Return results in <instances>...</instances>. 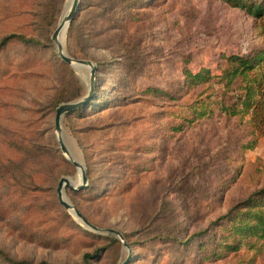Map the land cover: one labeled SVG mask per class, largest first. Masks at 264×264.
I'll use <instances>...</instances> for the list:
<instances>
[{
  "label": "rangeland",
  "instance_id": "rangeland-1",
  "mask_svg": "<svg viewBox=\"0 0 264 264\" xmlns=\"http://www.w3.org/2000/svg\"><path fill=\"white\" fill-rule=\"evenodd\" d=\"M66 1L0 0V41L19 34L38 42L0 52V252L30 264H264V239L218 245L221 217L264 186V136L244 148L256 138L251 117L223 112L234 94L218 77L183 86L186 71L220 76L225 57L263 52L264 19L220 0H80L63 45L96 67V97L93 110L62 120L64 144L88 181L65 198L120 241L84 227L57 200L58 181L77 183V170L59 149L54 116L64 103H55L82 99L90 77L51 41ZM18 133L38 152L15 183L7 160L27 156ZM43 174L51 176L41 182Z\"/></svg>",
  "mask_w": 264,
  "mask_h": 264
},
{
  "label": "trees",
  "instance_id": "trees-1",
  "mask_svg": "<svg viewBox=\"0 0 264 264\" xmlns=\"http://www.w3.org/2000/svg\"><path fill=\"white\" fill-rule=\"evenodd\" d=\"M223 3L233 7L238 8L247 16L256 19L263 20L264 19V0H220ZM63 3V2H62ZM48 11H51L52 5L48 3L46 6ZM81 2L78 5V11H80ZM78 11L73 15L69 26L68 31L70 32L73 26V21L75 20ZM47 18H55V15L47 14ZM11 42H18L24 45H37L38 42L32 38H26L19 34H12L5 36L0 41V52ZM225 67L220 71V76H214L211 74L210 70L202 69L199 72L193 74L189 71L183 75L184 77V85L186 87H195L201 83H207L209 80L218 77L219 81L223 83L224 89H226L230 94L233 93L234 96L230 97L233 101L229 106H222L223 112L229 114L230 116L237 115H250V123L252 124L256 134V138L251 142H248L244 146L246 150H254L258 145L259 138L264 136V51L255 56L251 55H242V56H229L224 58ZM95 90V89H94ZM80 95L78 94L75 98H64L61 96L55 103V107H57L60 103L74 101ZM96 93L94 91V95L87 107L82 108L80 111H88L93 110V102L95 100ZM78 101V100H77ZM76 102V101H74ZM56 109V108H55ZM76 111L72 112L69 115H72ZM206 113L197 114L195 119H191L190 123L195 120L205 116ZM68 116V115H66ZM26 122L20 123L22 129L27 131L29 125ZM31 135V132H28ZM23 134L28 135L25 131ZM22 134L18 133L14 136L20 138L26 146L21 148L24 152H26V158L20 157V154L17 153L15 157L7 160L12 164L14 173H11L9 179L15 183L17 182V170L23 167H27L29 164H33V161L29 159L30 151H36V148L32 141L34 140L31 136L25 137ZM29 138H31L29 140ZM18 143L12 144L15 146ZM42 154H44L46 161H53L56 165L58 162L54 159L52 154V150L49 146L43 145L41 146ZM2 162L0 161V167H2ZM46 173L48 170L53 169L52 164L46 163ZM51 174H43L41 177V182L45 181L44 178ZM16 180V181H15ZM32 182V181H31ZM33 184L36 183V180L33 179ZM83 190V189H81ZM78 190V191H81ZM77 192V191H76ZM221 220H224L222 225H226L224 227L225 231L221 237L219 246L223 244L225 249L232 250L237 249L238 244H242L250 239H264V186L253 192L249 195V197L233 207H231L228 212L221 217ZM193 239H190V241ZM228 244V245H227ZM0 257L5 258L11 264H30L28 262H16L8 259L6 254L0 252ZM46 264V263H39Z\"/></svg>",
  "mask_w": 264,
  "mask_h": 264
},
{
  "label": "water",
  "instance_id": "water-1",
  "mask_svg": "<svg viewBox=\"0 0 264 264\" xmlns=\"http://www.w3.org/2000/svg\"><path fill=\"white\" fill-rule=\"evenodd\" d=\"M79 2L80 0H72L67 14L62 18V21L59 22V24L51 35V41L55 45L57 55L66 65L72 67L74 70L88 69L90 72L88 89L85 96L76 102H68L61 104L55 109L54 131L56 133L59 149L61 153L65 156V158L70 162V164H72V166L80 172V179L77 183H74L73 181H70L68 178L64 177L58 181L56 187L57 200L60 206H62L66 211H68V213L71 214L84 227L88 228L93 232L101 234H111L113 236H116L120 241H122V235L119 232L112 229L104 230L94 226L72 204L68 203L65 198L66 189L71 192H76L78 190L86 188L88 183L84 167L81 163L73 159L68 149L66 148L62 137L63 118L76 110H80L82 108L87 107L88 103L94 95V76L96 67L90 61L73 59L67 56L64 51L63 42L60 41V35L62 31H64V33L66 34V31L73 15L78 11Z\"/></svg>",
  "mask_w": 264,
  "mask_h": 264
},
{
  "label": "bare ground",
  "instance_id": "bare-ground-1",
  "mask_svg": "<svg viewBox=\"0 0 264 264\" xmlns=\"http://www.w3.org/2000/svg\"><path fill=\"white\" fill-rule=\"evenodd\" d=\"M71 2H72V0H67V1H66V5H65L64 12H63V15H62V17H61L60 22L62 21V18L67 14ZM64 34H65L64 31H62V33H61V35H60V41H62V42L64 41V37H65ZM76 71H77V72H80V69H78V70H76ZM87 84H88V83H87ZM71 155H72V153H71ZM73 159H74L75 161H77L75 158H73ZM79 179H80V172L77 171L76 182H78ZM69 180L72 181L71 179H69Z\"/></svg>",
  "mask_w": 264,
  "mask_h": 264
}]
</instances>
